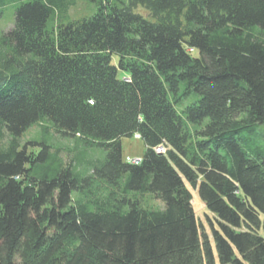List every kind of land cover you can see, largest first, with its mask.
<instances>
[{
    "label": "trees",
    "instance_id": "16d2710c",
    "mask_svg": "<svg viewBox=\"0 0 264 264\" xmlns=\"http://www.w3.org/2000/svg\"><path fill=\"white\" fill-rule=\"evenodd\" d=\"M76 1L0 0V264H264V0Z\"/></svg>",
    "mask_w": 264,
    "mask_h": 264
},
{
    "label": "rangeland",
    "instance_id": "374dc122",
    "mask_svg": "<svg viewBox=\"0 0 264 264\" xmlns=\"http://www.w3.org/2000/svg\"><path fill=\"white\" fill-rule=\"evenodd\" d=\"M13 7L14 4H10L7 6L8 12H6L4 15L0 16V30H5L7 31L12 27V15H13ZM94 4L87 1V0H77L75 2V6L71 7L69 9V18L70 19H81V18H87L90 17L93 12H94ZM43 127L41 126H34L27 130L21 137L20 141L23 144H25L28 141L32 142H41L45 137L47 136L48 139L50 140V134L49 132H43L42 131ZM264 130V128H263ZM56 140V136H54ZM51 139L49 143H53L56 147H70V148H76V152L80 151L81 148L79 147L78 144L74 142L73 139H64V140H57L55 141ZM121 147H122V158L126 162V159L128 160L127 162H134L137 163L140 158H142L144 152H145V146L143 142L138 138L132 137V138H123L121 139ZM41 149V145L39 144H34V145H27V150L30 152L38 153ZM157 153H162L163 151H157ZM89 156L97 158L98 156H102L101 152L94 151L89 153ZM65 158V157H64ZM192 206L195 211L196 218L199 222L200 228L202 229L203 233L207 236L208 240L211 242V245L213 244L212 242V232L209 226V222L207 220L210 219L211 221L214 220L213 216L207 212L205 209L204 205L201 203L197 191L192 192ZM149 205L153 207H162V204L158 201L155 200H149ZM216 256V255H215ZM215 264L217 263V258L215 260Z\"/></svg>",
    "mask_w": 264,
    "mask_h": 264
},
{
    "label": "built area",
    "instance_id": "2783aa9c",
    "mask_svg": "<svg viewBox=\"0 0 264 264\" xmlns=\"http://www.w3.org/2000/svg\"><path fill=\"white\" fill-rule=\"evenodd\" d=\"M156 150H157V151H160V150L163 151L162 147H158V148H156ZM132 163H134V162H132ZM137 163H138V161H137Z\"/></svg>",
    "mask_w": 264,
    "mask_h": 264
},
{
    "label": "clouds",
    "instance_id": "9594fccd",
    "mask_svg": "<svg viewBox=\"0 0 264 264\" xmlns=\"http://www.w3.org/2000/svg\"><path fill=\"white\" fill-rule=\"evenodd\" d=\"M134 137H135V138H138L139 136H138V135H135ZM126 161H128V160L126 159ZM139 161H140V160H138V162H139ZM129 162H130V161H129Z\"/></svg>",
    "mask_w": 264,
    "mask_h": 264
}]
</instances>
